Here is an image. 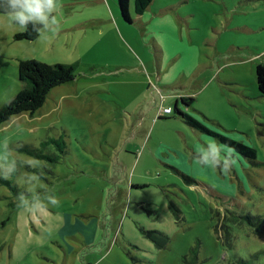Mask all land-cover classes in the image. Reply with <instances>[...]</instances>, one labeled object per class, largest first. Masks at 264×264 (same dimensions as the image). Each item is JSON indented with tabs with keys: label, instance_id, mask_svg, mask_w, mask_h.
Returning <instances> with one entry per match:
<instances>
[{
	"label": "rangeland",
	"instance_id": "obj_1",
	"mask_svg": "<svg viewBox=\"0 0 264 264\" xmlns=\"http://www.w3.org/2000/svg\"><path fill=\"white\" fill-rule=\"evenodd\" d=\"M133 1L128 22L118 0H58L59 30L35 40L0 13V106L23 88L20 59L77 72L0 125V177L17 188L0 181V264H181L196 245L197 264H264V232L235 226L228 248L215 229L218 213L264 216V0H153L141 15ZM177 93L257 157L222 148L204 164V137L225 144L176 115ZM90 222L89 243L64 233Z\"/></svg>",
	"mask_w": 264,
	"mask_h": 264
},
{
	"label": "trees",
	"instance_id": "obj_2",
	"mask_svg": "<svg viewBox=\"0 0 264 264\" xmlns=\"http://www.w3.org/2000/svg\"><path fill=\"white\" fill-rule=\"evenodd\" d=\"M153 0H135L134 10L137 15H141L150 6ZM121 15L124 20L132 22L130 14V0H118ZM0 13H5L0 10ZM37 32H35L31 25L27 30L19 32L15 35L16 40H35L38 38ZM260 68L264 70V62L260 63ZM18 75L19 79L24 83L23 88L18 94L10 100L8 103L0 106V125L10 120L13 116L29 112L32 115L39 110L47 100L49 92L64 83L72 82L76 79V65L75 64H48L45 62L38 61L37 59H20L18 64ZM261 80L264 81L262 75ZM195 100V96H181L177 99V105L175 106L176 115L179 116L185 123L190 127L217 138L221 143H224L230 148H233L237 153L243 154L245 157L255 159L257 157V150L254 146L248 144L243 140H239L235 137L227 135L224 131H221L213 126L217 125L214 121L205 117L206 120L212 124L205 122L189 110ZM182 105V106H180ZM184 106V108H183ZM173 110V109H172ZM171 114V113H167ZM161 115V114H160ZM50 141V140H49ZM53 142L60 144L62 152H65L66 144L61 140H52ZM48 142V141H47ZM22 150L36 155L41 156L37 149H32L29 146H23ZM188 180V176L185 175ZM0 181L8 184L13 190L17 191V188L10 181L0 177ZM19 191H21L19 189ZM18 191V192H19ZM175 205L172 204L171 207ZM177 221H181L184 217L181 216V211H173ZM221 214L218 213V222L215 225V229L221 231L225 245L228 248L233 247L235 236L233 235V228L235 226L240 228H249L253 232L261 233L264 232V216L260 214H237L230 211L229 214H225L224 217L220 218ZM5 224V221L2 222ZM146 236L155 243L158 248H165L170 237L161 231L156 230H144ZM198 247L196 245L192 247L187 254L182 257L181 264H197L198 263ZM250 261L246 259L238 260V264H249Z\"/></svg>",
	"mask_w": 264,
	"mask_h": 264
},
{
	"label": "clouds",
	"instance_id": "obj_3",
	"mask_svg": "<svg viewBox=\"0 0 264 264\" xmlns=\"http://www.w3.org/2000/svg\"><path fill=\"white\" fill-rule=\"evenodd\" d=\"M58 7V0H0V10L4 11L14 24L25 30L31 25L38 34L42 29L52 35L59 30V20L54 15ZM222 148L225 152H234L232 148L217 143L215 140L201 145L198 152L203 163L212 165L215 169L214 161L217 158L223 159Z\"/></svg>",
	"mask_w": 264,
	"mask_h": 264
},
{
	"label": "crops",
	"instance_id": "obj_4",
	"mask_svg": "<svg viewBox=\"0 0 264 264\" xmlns=\"http://www.w3.org/2000/svg\"><path fill=\"white\" fill-rule=\"evenodd\" d=\"M134 2V4H135V0L133 1ZM151 5V4H150ZM149 8V7H148ZM147 8V9H148ZM143 14V13H142ZM171 86V85H170ZM183 96H185L184 94H182ZM181 94H179V93H177V94H172V98H174L175 99V106L177 105V99L179 98V97H181L182 96ZM163 96H165V95H163ZM171 103H172V101H171ZM167 106H171L172 107V104H169V105H167ZM190 111H191V109H190ZM161 114V115H160ZM159 114V112H158V117L157 118H160V117H162V115H163V113H160ZM193 114V113H192ZM195 115V114H194ZM196 117H198L199 119H201L198 115H195ZM206 117V116H205ZM156 120V119H155ZM204 136V135H203ZM205 138V141L206 142H208V141H211V139H209L208 137H204ZM200 156V155H199ZM197 161V160H196ZM196 161H194V165L197 163ZM198 164V163H197ZM174 166H177V164H173ZM184 170H185V172H189L186 168H183ZM195 169V168H194ZM203 185H204V187L205 188H207L208 187V185L207 184H205V183H203ZM94 225H93V222H90V224L88 225V226H85V225H77L75 228L76 229H74V230H69V231H66V232H64L65 234H67V233H77V232H80L81 234H83V237L85 238V241L87 242V243H89V241H90V239L92 238V237H94V235H93V232H95L94 230Z\"/></svg>",
	"mask_w": 264,
	"mask_h": 264
},
{
	"label": "built area",
	"instance_id": "obj_5",
	"mask_svg": "<svg viewBox=\"0 0 264 264\" xmlns=\"http://www.w3.org/2000/svg\"><path fill=\"white\" fill-rule=\"evenodd\" d=\"M169 111H170V108L169 109H165V112H168L169 113Z\"/></svg>",
	"mask_w": 264,
	"mask_h": 264
}]
</instances>
